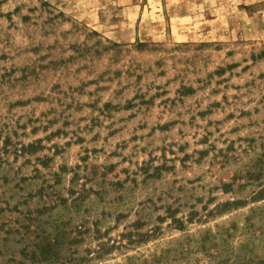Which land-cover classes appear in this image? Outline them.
Segmentation results:
<instances>
[{"label": "rangeland", "instance_id": "374dc122", "mask_svg": "<svg viewBox=\"0 0 264 264\" xmlns=\"http://www.w3.org/2000/svg\"><path fill=\"white\" fill-rule=\"evenodd\" d=\"M6 3L0 235L41 229L44 264L53 243L79 264H264V20Z\"/></svg>", "mask_w": 264, "mask_h": 264}, {"label": "clouds", "instance_id": "9594fccd", "mask_svg": "<svg viewBox=\"0 0 264 264\" xmlns=\"http://www.w3.org/2000/svg\"><path fill=\"white\" fill-rule=\"evenodd\" d=\"M55 2V0H54ZM60 3L66 4L69 7L70 12L79 17L81 10L85 4L90 6H97L100 4L108 5L112 3L120 4H131L132 0H59ZM207 3L208 0H205ZM226 4L231 8V11L239 16H247L248 13L244 11L236 12L237 8H248L252 10V19L259 17L264 20V0H225ZM36 0H7V3L3 5V11H10L15 8L18 4H33ZM252 6H255L253 9ZM6 25V21H0ZM3 37L0 36V39ZM2 47V45H0ZM3 109V102L0 101V110ZM40 235V240L37 242L36 236ZM31 236L32 239L29 240L28 237ZM48 246V237L44 236L41 229H37V232L26 234V236L17 241H7L2 235H0V264H44L46 259L45 248ZM91 247L95 248V244ZM55 256H49L48 259L53 261V264H79L78 260L74 261L72 259L75 253L69 249H64L62 247L56 246L54 243L52 245ZM31 249V251H27ZM66 252L67 255L63 253ZM80 253L83 254V249H80ZM95 255V253H93ZM33 256L36 259H33Z\"/></svg>", "mask_w": 264, "mask_h": 264}]
</instances>
